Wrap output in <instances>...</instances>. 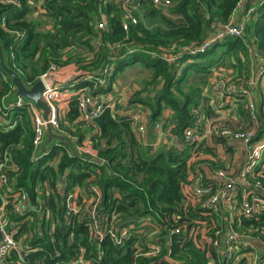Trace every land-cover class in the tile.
Returning <instances> with one entry per match:
<instances>
[{"label": "trees", "instance_id": "trees-1", "mask_svg": "<svg viewBox=\"0 0 264 264\" xmlns=\"http://www.w3.org/2000/svg\"><path fill=\"white\" fill-rule=\"evenodd\" d=\"M15 1L0 4V47L5 66L26 88L51 66H73L77 75L60 85L62 90L85 89L93 96H104L112 92L119 75L140 67L149 77L127 104H138L147 112L148 127L164 120V130L175 145L182 140L183 131L193 127L195 109H200L205 121L212 116L204 95L211 76L227 67L233 81L241 84L251 77L254 64L264 68V0H258L250 13V6H245L240 16L247 15L242 36L213 41L204 53L190 50L215 34L213 24H228L243 0H169L165 9L155 7L152 0H136L130 11L138 21L126 31L121 0H43L37 6L31 0ZM102 15L106 28L98 30L96 24ZM15 93L0 67V103L5 100L6 119L15 122L12 129L0 126V160L12 168H8L10 184L28 194L31 208L38 205L37 198L44 199L48 217L39 219L28 210L13 215L7 208L8 218L15 224L14 236H27L31 251L23 261L11 256L2 264H71L80 248L89 264H133L137 250L142 251L137 264H233V259L217 255L212 246L216 231L226 234V222L206 214L189 191L196 162L205 163L202 171L206 174L224 169L213 148L202 142L196 149H180L178 145L148 149L134 131L129 115L115 114L106 105L93 122L85 123L79 120L72 98L54 130L68 140L52 141L35 151L28 102L10 106ZM258 98L261 100V93ZM242 101L238 97L235 103L242 120L247 121ZM166 111L171 118L165 117ZM259 122L257 137L261 138L262 114ZM86 140L96 158L77 152ZM90 185L100 191V214L113 223L115 231L134 225L131 237L121 244L109 236L95 241L86 223L76 217L64 222L63 196L55 186L66 193ZM142 219L152 225L138 234L136 228ZM181 224L193 233L191 238L170 233ZM234 230L246 236L253 247L245 251L239 244L238 254L256 251L263 262L264 256L254 244L264 243V215L238 217ZM147 238L152 242L156 239L158 254H145ZM245 263L242 258L236 264Z\"/></svg>", "mask_w": 264, "mask_h": 264}, {"label": "built area", "instance_id": "built-area-1", "mask_svg": "<svg viewBox=\"0 0 264 264\" xmlns=\"http://www.w3.org/2000/svg\"><path fill=\"white\" fill-rule=\"evenodd\" d=\"M42 2L43 0H38V5H41ZM135 2L136 0H121V6L125 12L123 16V29L125 31L128 26L135 25L138 21L137 17L130 11L133 10ZM152 3L155 7L163 9L170 5L169 0H152ZM0 4H16V1L0 0ZM252 10H249L248 13ZM246 18L247 15L240 19L232 17L231 21L224 26L213 24L211 30L215 31V34L201 47L192 48L190 52L204 53L213 41L222 40L227 36H242ZM105 28L106 21L102 15L96 24V29L103 30ZM18 36L21 34L18 33ZM249 52L251 53V51ZM58 70L55 66H51L45 74L40 76V80L44 84L42 100L49 108L48 121L43 119L42 114L32 102L22 97H16L14 103L10 104V106L18 107L22 106L24 102H28L30 123L33 130L32 142L35 151L40 150L45 145L46 124H49L53 131L59 126L62 112L60 104L64 100L66 90H62L54 79ZM250 76L241 84L235 83L232 77L212 76L206 90L208 104L213 112L212 116L205 121L200 109H195L193 115L196 120L193 127L185 129L182 140L179 145L176 144L180 149L186 147L196 149L202 142L206 144L209 141L206 145L214 149L216 159L221 162L223 155L230 157L237 155L241 159L244 156L240 166L231 162L227 165L225 163L224 169H217L207 174L202 171L205 163L196 162L194 174L189 184V191L194 198L200 201L201 209L207 211L206 214L217 216L226 222V234L222 236V231H216L212 246L217 255L226 260L233 259V264L242 258L245 259V264H264V261H259V255L256 251L238 254L237 245L240 244L245 251L252 245L246 236L234 230L236 218H252L259 217L260 214L264 215V135L261 138L257 137L260 125L259 116L262 114L264 117V68L257 67ZM100 84L104 85L105 83L101 80ZM259 84L262 85L260 89L261 100L258 98L259 94L255 92V86ZM238 97L243 98V110L247 121L237 118L238 123L236 121V124H233L229 113L234 109L237 110L235 102ZM71 98H74L78 106L79 120L85 123L93 122L107 107L103 96H93L85 89L73 92ZM5 107V100L2 99L0 103V126L5 124L6 129H12L15 122L9 118L6 119ZM127 109L128 112L125 114L131 117V125L142 141L148 144L149 132L154 131L157 133V145L161 144L157 149L175 145L168 130H164L166 124L164 120L148 127V114L140 105L136 104ZM77 152L96 158V152L87 140L83 142L80 149H77ZM8 168L12 170L6 160H0V264L7 263L11 256H16L19 261H23V257L31 251L27 236L23 235L17 238L14 236L15 224L11 223L8 218V207L13 215H23L24 211L28 210L39 219H42L43 215L48 217V213L43 210L44 199L42 197L37 198L38 205L31 208L28 204V194L23 190H15L11 186L9 181L11 170ZM55 189L63 196L64 211L62 218L64 222L67 223L71 217H76L85 222L90 237L95 241H101L109 236L114 243L121 244L130 238L134 232L133 224L115 231L113 223L109 221L107 223L105 214H100L101 195L95 186L90 185L87 189L76 188L66 193H62L58 186H55ZM28 218L32 220V218ZM149 225L152 224L147 219L139 220L136 232L144 234ZM170 233H183L187 238L193 236V233L189 232L184 224L174 227ZM144 246L148 250L146 255L159 253L160 247L156 239L153 242L148 238L144 239ZM141 248L143 249V247ZM141 255V250L135 252L133 264H137V258ZM70 262L71 264H89L85 259L83 248L79 249L77 255L73 256Z\"/></svg>", "mask_w": 264, "mask_h": 264}, {"label": "crops", "instance_id": "crops-1", "mask_svg": "<svg viewBox=\"0 0 264 264\" xmlns=\"http://www.w3.org/2000/svg\"><path fill=\"white\" fill-rule=\"evenodd\" d=\"M258 0H243L239 5H238V7H237V9H236V11L234 12V14H233V16L235 17V19H237V18H240V16L242 15V12H243V10H244V8H246L245 6H247V5H249L250 6V9L249 10H251L252 8H253V5L257 2ZM36 17H37V15H36ZM252 51V50H251ZM258 66H257V64H254L253 66H252V72H254L255 71V69L257 68ZM132 70V69H131ZM130 71V70H129ZM126 73V72H125ZM125 73L124 74H122V75H119V77L117 78V80L113 83V92L114 93H116V92H118L117 91V81H118V79L120 78V77H123L124 75H125ZM74 75H77V72H76V69H75V67H73V66H66V67H64V68H60L59 70H58V72H57V74L54 76V79H55V81L57 82V84L58 85H66V84H68L72 79H73V77H74ZM229 77H232V74H231V76H229ZM256 88V89H255ZM255 92H256V94L259 92V89H261L262 88V85L261 84H259V85H256L255 86ZM138 90V89H137ZM116 91V92H115ZM261 91V90H260ZM72 93H73V91H71V90H66V92L64 93V100H63V102L60 104V107H61V109H62V112H61V115H60V120H61V118H63V116L65 115V113L67 112V110H68V102H69V100H71L72 98H71V95H72ZM124 92H122V94H121V101H119L118 102V104H121V106H122V109H120V110H118V109H114V107H116V105H114V102L113 101H111V102H109L110 100H111V97L110 98H108V96H110V95H104L103 96V99H104V102L106 103V105L108 106V107H110V109L116 114V113H118V114H125L126 112H128V107H129V105L127 104L128 102H127V98L124 96V94H123ZM127 93H128V91H127ZM132 95V94H131ZM204 95L205 96H207V93H204ZM107 96V97H106ZM130 97V96H129ZM128 97V98H129ZM14 99H15V94H14ZM258 102H259V100H258ZM112 104H113V107H112ZM117 104V105H118ZM119 106V105H118ZM134 106V105H133ZM132 106V107H133ZM231 116V117H230ZM237 116V117H236ZM165 117L166 118H171L172 117V114L170 113V112H168V111H166V113H165ZM229 117H230V119L231 120H236L237 121V123H238V120H237V118L238 119H242V117L240 116V114L238 113V111L237 110H232L231 111V113H229ZM151 133H153L151 136H150V134ZM62 136H64V135H62ZM149 140H148V145H151L152 146V149L153 150H156L158 147H160L161 146V144H159V145H157V133L156 132H149ZM65 137V136H64ZM66 138V137H65ZM67 139V138H66ZM68 140V139H67ZM70 143H72L73 144V141H71ZM239 147V146H238ZM180 148V147H179ZM160 149V148H159ZM261 244H262V246H261ZM255 246V248H256V250L258 251V253L259 254H261L262 253V256H264V243H258V244H254Z\"/></svg>", "mask_w": 264, "mask_h": 264}, {"label": "rangeland", "instance_id": "rangeland-1", "mask_svg": "<svg viewBox=\"0 0 264 264\" xmlns=\"http://www.w3.org/2000/svg\"><path fill=\"white\" fill-rule=\"evenodd\" d=\"M33 2L34 5H38V1L37 0H31ZM232 72L229 68L224 67L223 70H219L218 72H216L215 76L217 75V77L221 76V77H226L228 78L229 76H231ZM75 76V75H74ZM149 77V73L143 69H140V67H135L130 71H127L125 73V75L123 77H120L117 81V91L116 93H114L113 91L108 96V98L111 97V101L114 102V105H117L119 101H121V94L122 92H124V96L130 100V98H128L129 96H131V94H133L137 89H142L144 86V81L147 80ZM212 77V76H211ZM128 91V93H127ZM261 91L259 89V92L257 94H259ZM106 96V97H107ZM119 105V106H118ZM117 106L120 108H122L121 104H118ZM113 107V104H112ZM233 124H236V120H233ZM209 143V141L206 142V144ZM71 147L73 148V144H70ZM235 151V149H234ZM236 154V152H235ZM205 156V155H204ZM222 156V155H221ZM244 156L242 157V159L240 157H238L237 155L230 157L228 155H223L222 157V162L223 164L227 163L229 164L234 163L237 166H240L241 162L243 161ZM231 166H235V165H231Z\"/></svg>", "mask_w": 264, "mask_h": 264}, {"label": "water", "instance_id": "water-1", "mask_svg": "<svg viewBox=\"0 0 264 264\" xmlns=\"http://www.w3.org/2000/svg\"><path fill=\"white\" fill-rule=\"evenodd\" d=\"M0 67L2 71L7 75L16 89L15 98L22 97L30 102L40 111L45 121L49 120V108L42 100V93L44 90V84L39 79L30 88H26L20 78L12 70L8 69L5 64L1 53L0 47ZM45 145H48L52 141H67V139L55 133L49 124L45 126ZM148 149H152L151 145H147Z\"/></svg>", "mask_w": 264, "mask_h": 264}]
</instances>
